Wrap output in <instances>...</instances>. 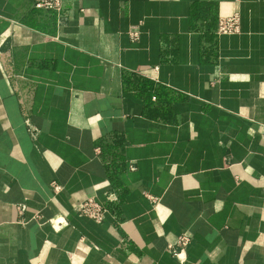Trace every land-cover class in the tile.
Listing matches in <instances>:
<instances>
[{
    "label": "crops",
    "instance_id": "obj_1",
    "mask_svg": "<svg viewBox=\"0 0 264 264\" xmlns=\"http://www.w3.org/2000/svg\"><path fill=\"white\" fill-rule=\"evenodd\" d=\"M0 264H264V0H0Z\"/></svg>",
    "mask_w": 264,
    "mask_h": 264
},
{
    "label": "built area",
    "instance_id": "obj_2",
    "mask_svg": "<svg viewBox=\"0 0 264 264\" xmlns=\"http://www.w3.org/2000/svg\"><path fill=\"white\" fill-rule=\"evenodd\" d=\"M35 6L39 9H47L56 12H60L63 6V0H35ZM241 24L238 14H234L227 17H221L218 24L217 33L219 35H230L240 32ZM133 40L140 38V31L138 29H132L129 32ZM56 189H60V186L55 185ZM118 204V197L115 192L110 193L107 201H98L95 198H88L79 202L75 209L80 216L88 217L97 223L104 221L106 216L111 212H115L116 205ZM57 227L62 228L65 225L64 220L56 218L52 220ZM189 237L183 235L179 238V244L186 246L189 243ZM177 256V252H174Z\"/></svg>",
    "mask_w": 264,
    "mask_h": 264
}]
</instances>
